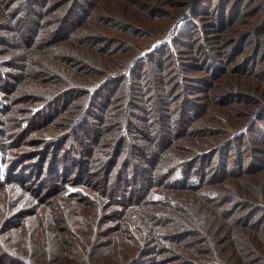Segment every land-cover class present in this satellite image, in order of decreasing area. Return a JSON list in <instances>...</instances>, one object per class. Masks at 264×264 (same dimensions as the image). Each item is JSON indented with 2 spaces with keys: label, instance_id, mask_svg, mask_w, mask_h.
Segmentation results:
<instances>
[{
  "label": "trees",
  "instance_id": "obj_1",
  "mask_svg": "<svg viewBox=\"0 0 264 264\" xmlns=\"http://www.w3.org/2000/svg\"><path fill=\"white\" fill-rule=\"evenodd\" d=\"M16 1L0 0V33H4L0 36V46L5 49L0 50V55L7 57V62L0 63L3 65L0 69L6 67L17 73L22 69L26 71L21 82H27L29 86L14 89V93L19 92L18 97L21 96L22 101L31 107L40 105L37 107L39 113L45 110L48 115V112L56 111L72 118L66 120V124L58 123L56 130L41 132V137L34 141L36 147L43 146L28 154H33L29 158L23 156L26 155L24 153L11 150L17 145L13 141L0 147V189L13 184L10 164L14 159L25 157L23 161L28 160L35 165L38 174L28 180L18 179L19 189L27 196L24 200L14 199V211L0 212V225L9 227L15 217H20L21 221L15 229L24 230L22 227L32 217L37 218L46 212L39 205L50 206L54 197L58 196L56 192H59L62 198L74 199L69 205L76 212V217L59 218L51 213L47 221L55 230L58 229L56 225L62 223L61 232L70 234V230L75 233L77 245H73L72 250L68 249L70 255L68 260H64L67 254L54 256L52 245L55 243L48 246V253L47 246L37 243L34 249H26L25 246L23 251L16 252L10 240L15 245L16 241L11 236L0 239V264L7 260L13 264H264V176H256V182L252 183L254 192L246 180L237 183L241 187L239 191L233 188L235 183L226 184L234 178L243 179L264 173V165L256 164L260 158L251 154L255 128L256 133H261L259 136L263 137L256 140L264 143V133L258 127V123L264 121V101L252 92L237 88L229 90L228 94H217L212 99L211 94L205 92V87L195 86V82L185 83V90L181 82L170 79L168 74H159L151 64H161L168 54L154 61L152 56L150 58L139 49L128 55L116 52L112 46H94L102 43L107 33H101L104 30L88 34L82 32L92 17L94 6L92 10H84L81 0H44L45 10L40 23L26 22L25 34L20 38L25 46H17L8 36L9 27L5 20L13 10L20 8L14 5ZM67 1L70 5L61 9ZM204 1L196 0L190 6L187 17L201 15L203 11L199 5ZM250 2L215 0L214 14L208 16L219 38L207 45L222 46L224 51L229 49L235 55L232 64L236 69V58L241 53L239 49H243L253 37L257 38L254 53L245 63H252L258 55L264 61V0ZM23 6L30 8L27 3ZM240 12L250 18L247 23L249 29L241 32L235 40L226 39V44L225 39L221 40L220 32L228 28L227 19ZM27 13L33 14V10L29 9ZM76 19L77 22H73ZM99 23L106 25L103 20ZM149 27L155 32L153 40L167 35L165 29ZM130 28L133 26L125 23L123 33H129ZM142 30L139 28V31ZM92 32L101 34L95 37ZM67 41L71 45L63 44ZM74 47L89 49L92 56L84 57V53ZM16 49L25 52L16 54ZM34 51L38 52L35 54ZM158 54L155 52L153 57ZM31 59L41 61L37 67L53 80H47L42 86L44 80H39L37 70L31 68L36 65ZM70 62L74 63L73 69L68 66ZM96 64H103L104 68ZM171 65L169 67L173 69ZM81 67L86 72L81 71ZM1 70L0 88H3L7 75ZM263 71L264 68L252 73L264 77ZM80 77L84 81H80ZM184 77L192 79L191 76H181ZM205 80L203 83L206 85ZM115 85H119V93L112 98L108 89ZM138 87H149L150 94L144 96L142 104L147 103V109L157 107L156 116L150 122L136 114L143 113L139 106L141 102H138ZM178 89L183 94L180 99L173 100L176 101L173 113H178L172 119L163 95L165 93L172 98L171 92ZM196 91L205 100L206 106L213 101L214 105L221 107H231L235 102L243 106L232 107L239 114L237 120L243 119L237 127L238 132L233 130V126L224 129L226 122L212 115L210 110L206 111L201 121L191 120V111L205 108L202 102L194 100L193 93ZM128 103L130 106H127ZM0 107L3 109V104ZM128 107L133 112L128 111ZM251 107L254 108L252 114ZM123 109L126 115L122 113ZM253 116L252 128L250 124L241 128ZM49 120V116L44 118V124L35 130L53 123ZM96 121L97 124L89 126ZM30 125L25 124L16 137H25L27 131L24 129ZM73 134L76 136L72 137ZM213 135L221 138L209 140L208 137ZM245 137L249 138L247 142ZM245 143L247 145L242 148ZM58 148L63 149L62 166L67 168L62 172V166L57 164L56 172H62L59 183L55 185L57 187L53 189L50 186L47 191H42L40 169L45 167L43 172L52 169L58 154L51 153V150ZM67 151L73 152V156L68 158ZM230 151H233L231 155ZM237 151L248 155L237 156ZM216 155L219 159L214 162ZM251 157H255L253 162ZM245 158L247 162L244 166ZM224 160V166L220 165L219 161ZM31 180L36 181V185L27 184ZM112 222L114 224L108 226ZM105 223L106 228H110L107 234H118L111 242L99 244L100 239L107 235L102 228ZM72 228L90 230L91 235L81 236ZM56 235H52V242L56 240ZM40 241L38 238L37 242ZM108 245L116 247L110 252ZM40 247L42 250H39ZM49 248H52L51 251ZM95 248L96 256L93 252ZM116 251L119 252L114 255ZM31 252H34L33 256Z\"/></svg>",
  "mask_w": 264,
  "mask_h": 264
},
{
  "label": "rangeland",
  "instance_id": "obj_2",
  "mask_svg": "<svg viewBox=\"0 0 264 264\" xmlns=\"http://www.w3.org/2000/svg\"><path fill=\"white\" fill-rule=\"evenodd\" d=\"M195 1L196 0H81L80 4L83 6L84 10L87 9L92 10L94 6V10L91 13L92 17L90 20L86 22L87 25L85 26V29L82 32L83 33L87 32L88 34L90 31L104 30V32L101 33H107V34L103 38L102 43H98L94 46L96 47L112 46L117 50L116 52H122V54L128 53V55H133L134 52L139 49L141 53H146L147 55H150V58L152 56V58H154L152 60L154 61H158L168 54L161 64L159 63H156V65L155 63H151V64L154 67V69L157 72H159V74L160 72H162L164 75L168 74V76H170V79L175 78L176 81L181 82L182 85L185 87V90H186L185 83L195 82L194 83L195 86H204L205 92L210 93L212 99H214L215 95L217 94L220 93L228 94L227 92L229 90H232L233 88H237L240 91L252 92L254 95H256L257 97H259L261 100L264 101V77L254 75L252 73L253 71L258 72L262 70V68H264V61H262V56L258 55L253 60L252 63H248V64L245 63V61L251 58V56L254 53V45L257 42V38L254 37L251 38V40L245 44V47L243 49L241 50L239 49L241 53L236 58L237 61L236 63L237 69H236L232 64L233 62L232 58L235 57V55L234 54L232 55L229 49L228 51H224L222 49V46L218 47L217 45H209V44L207 45L209 41L219 38L216 29L212 27L213 25H211L213 21L208 20V16L214 14L215 9L213 8H216L215 0H205L203 3L199 5L201 6L203 11L201 12V15L194 17H187L189 13V8L190 6H193ZM252 1L253 0H251V2ZM43 2L44 0H29V1L17 0L14 3L15 6H20V8L16 9L15 11L13 10L10 16L6 17L5 20L7 21L6 25L9 27V29L7 30V33L9 34L8 36L11 37L10 40L13 41L17 46H22V45L25 46L24 42L21 41L23 39L20 38L22 37V34H25L24 30L26 27V22L30 21V22L40 23V19L42 17L43 11L45 10ZM23 3L25 4L27 3L28 7H30L29 9L33 10V14L27 13L29 9L27 7H24ZM245 3H243V5ZM182 4L185 5L181 7ZM69 5L70 3L69 1H67V3L62 5V7L60 8L63 9ZM75 18H77V16L74 17V19ZM77 20L78 19L74 20L73 22H77ZM100 20H103L104 24L106 25H101L99 23ZM249 21L250 18L242 16L241 12L234 14L232 18L229 17L226 22L228 28L220 32L221 40L237 39L240 36L241 32L249 29V27L247 26V23ZM125 23L131 24L133 26V28H130L129 33L127 34L123 33V30L125 28ZM184 25L187 26L184 27ZM103 26L106 27L107 29L104 28ZM149 26H153L158 30L165 29L167 31V35L161 38H157L156 40H153L152 38L154 37L153 34L155 32L152 31ZM139 28H142L143 30L139 31ZM34 30L36 29L34 28ZM92 33L95 35V37L101 34L94 32ZM1 34L4 33L3 32L0 33V36ZM227 40L224 43L227 44L228 43ZM63 44L71 45V42L67 41ZM74 48H76L79 52L84 53V57L92 56V51L89 49H82L80 47H74ZM235 49L237 51V48ZM0 50H5V49H3L2 46H0ZM15 51L16 54L25 52V50L20 51L18 49H16ZM34 52L36 54L38 51H34ZM155 52H159V54L153 57V54ZM6 58L7 57L5 54L0 55V63L7 62ZM31 62L36 63V65L31 66V68L33 70H37L38 79L44 80L42 86H45L44 85L45 82L49 80L51 76H47L44 73V71L41 70L40 67H37L41 65V61H33L31 59ZM172 62L174 64H172ZM70 63L71 65L68 66L70 67V69H73L74 63L73 62ZM103 64H96L95 66L104 68L102 66ZM170 65L173 69H170L169 67ZM2 70L6 71L5 73L7 76L3 88H0V105L3 104V109H1L2 107H0V147H3L7 143L13 141V144H17V145L13 146V149L11 150L17 152L18 154L24 153L26 155L23 156L26 157L32 151L36 150V148L39 149L42 148L43 145H41L40 147H36L35 146L36 143L34 141V139L41 137L40 136L41 132L43 134L48 129L50 130L58 129L59 128L58 123L60 125L66 124L67 122L66 120H70L72 116L57 113L56 111H54L53 113L48 112L49 113L48 115L45 112V110H42L39 113L40 110H38L37 107L40 105L31 107L29 106L28 103L22 101L21 96L18 97L19 92L14 93V89L17 90L20 87L22 88L24 85L29 86L27 82L24 83L21 82V80L25 78L26 71L22 69L17 73V71H15L14 69L10 70L6 67H2ZM67 70L69 69L67 68ZM80 70L86 72V69H83V67H81ZM181 76H191L192 79H187L185 77L181 78ZM80 78H81L80 81H84V78L82 77ZM15 79L18 81V84ZM204 80L206 81V85L203 83ZM0 82L2 81L0 80ZM108 90H110L108 94L111 95L112 98H114L115 96H118L119 85L110 87ZM138 90H139L138 96L140 98L139 99L140 101L138 102H141L139 106L143 109V113L136 112V114L141 118H147L148 122H150L152 120V117L156 116L157 107L151 106L150 109H147V103L142 104V100L144 96L149 93V87L147 88L144 87L143 89L141 88L139 89L138 87ZM171 94H172V98L165 96L164 93L163 100L170 107L171 113L169 114V116H171L172 119H175L176 118L175 116L178 112H176L175 114L173 113L174 109H176L175 107L176 101L173 100H177V98L180 99L183 92L179 91L178 89L174 93L171 92ZM193 94H195L193 96H195L194 100H196V102H202L205 105V100L202 99V97H200L198 91H196ZM135 103H137V101H135ZM214 104H215L214 101L209 102L207 106L205 105L204 109L200 111H191L190 113L193 114L190 115L191 116L190 119L191 120L197 119L198 121H201L203 116H205L206 111L210 110L212 111L211 112L212 115H217L226 122V127H223L224 129H228L231 128V126H233L235 127L233 130H235V132H238L239 128L237 127L242 124L243 119L237 120V116H239V114L235 113L232 107H236V106L243 107V106L238 105L236 102L233 103L231 107H221ZM127 106H130V103H128ZM27 109L32 110V112L31 111L27 112ZM34 111H36L37 113ZM128 111L133 112V109L128 107ZM253 111L254 108L251 107V114L253 113ZM122 113L126 115V111L124 109ZM48 116L50 117L49 122H53V123H48L46 127L45 126L40 127V129L36 131L35 129H37L40 124L41 125L44 124V118ZM254 119L255 116H253L252 118L249 117V119H247V121L243 123L241 128L242 127L244 128L246 125L250 124V129H251ZM92 122H95V120ZM234 123L238 125L234 126ZM25 124H31L30 126H28V129H24L25 131H27L25 137L23 138H20L19 136L16 137L17 134L25 127ZM52 124L55 125L52 126ZM92 124H97V121L96 123H90L89 126H92ZM213 124H217V123H213ZM78 126L81 125L79 124ZM258 127H260L261 128L260 131L264 133V121L258 123ZM256 130L257 128L254 129L255 132L252 135L253 144L251 146L254 149L251 152V154L252 156H258L257 158H260L259 161H256V164L264 165V154L261 153L264 152V143L262 141L256 140V138L258 137L260 138L263 137L259 136L261 133H256ZM78 134L80 135L81 132ZM74 136L76 135L73 134L72 137ZM218 138H221V136L213 135V137H208L209 140L212 139L218 140ZM247 139L249 138L245 137V142H247ZM246 145L247 144L245 143L244 145L241 146L242 148H245ZM241 146H236V147L241 148ZM74 148L76 151L78 150V147H74ZM52 152L58 154V158L56 159L51 169L52 171L48 169L47 171L43 172L42 170H44L45 167H43V169L39 168L40 171L42 172L40 174L42 178V181L40 183V188L42 191H47V188L50 186H52L53 189L57 187L55 185L59 183L60 181L59 177L62 176V172L64 171V169L67 168V166L66 167L62 166L64 162V160L62 159V156L64 154L63 149L60 148L52 149L51 153ZM72 153L73 152L67 151L68 154L67 157L68 158L72 157L73 156ZM232 153L233 151L229 152L230 155ZM225 154H228V152H226ZM241 155H248V154L239 153V151H237V156H241ZM15 156L18 157L17 155ZM31 156H33V154ZM31 156H27V158ZM25 157L20 159H14L13 162L10 164L12 165L11 171H13V173H11L13 184L10 187H5L0 189V212H8L11 210L14 211L12 208L14 199L24 200V197L27 196L23 190L19 189L17 183L18 179L22 178L24 180H28L30 177L35 176L37 174V171L35 170L36 169L35 165L30 163L28 160L23 161ZM232 157L234 158V156ZM254 158L255 157H251V162L254 161ZM218 159H219V155H216L213 158V161L216 162ZM30 161L36 162L34 159ZM225 162L226 160L219 161V164L224 166ZM246 162H247V158H245L244 166ZM57 164H59V166H62L61 167L62 172L61 171L56 172ZM85 167H87V165ZM15 168L17 169L13 170ZM258 175L264 176V173L262 172V173H258L257 175H251L248 177H244L243 179L242 177L237 179L234 178L231 181L230 180L227 181L226 184L235 183V187L233 188H236L239 191L241 187L237 183L246 180V183L250 185V190L254 192L253 189L255 188L252 183L256 182L255 178H257L256 176ZM27 184L36 185V181L31 180ZM80 186L82 187V185ZM56 193L58 194V196L54 197L55 198L54 202L50 206L39 205L40 208L46 210V212H43L41 216L37 218L32 217V219L27 224H24V226L22 227L24 230L16 231L15 229V226L21 221L20 217L14 216L15 219H13V223L9 227L5 226V224L0 225V239L1 240L7 238L9 239V237L13 236L15 238L16 245L11 240L10 243L15 248L16 252L23 251L25 246L26 249H28V247H30V249H34V245L35 243H37V245L39 246H41V244L47 246L46 253H48V246L51 245L52 243H55L54 245H52V248L55 250L54 256L56 254H67L64 260L66 259L68 260V256L70 255L68 249L72 250L73 245H77V241L74 239L76 234L70 230H69L70 234L61 232L63 230L62 223L56 225L58 229L56 230L53 229L51 225L48 223L47 217L51 213L56 214V216H58L59 218L72 219V216L76 217V212L69 205L70 202H74V199H65L59 196V192ZM32 198L33 196L30 195L31 200H33ZM112 224L114 223L112 222L108 226H112ZM102 228L103 230H105L104 231L105 233L109 232L110 230V228H106V223L103 225ZM72 229L74 232H79L81 236L91 235L90 230L82 229L81 231H78L76 228H72ZM117 234L118 233L107 234L105 237L100 239L101 243L99 244L105 242L108 243L111 242V240L114 239L117 236ZM52 235H56V240L54 242H52L53 240H51ZM38 238L41 239L40 243L37 242ZM43 239L44 241L42 242ZM65 242H67L66 243L67 248L64 247ZM99 246L100 245H98V247ZM108 246H110L108 247L110 248V252H112L113 248L116 247L113 245H108ZM52 248H49V250L51 251ZM102 249H98V250L100 251ZM39 250H42V247H40ZM34 252H31L32 256ZM93 252H94V256H96L97 255L96 248L93 250ZM118 252L119 251H116L114 255H117ZM71 256L76 257L75 255H71ZM3 264H13V263L7 260L4 261Z\"/></svg>",
  "mask_w": 264,
  "mask_h": 264
}]
</instances>
